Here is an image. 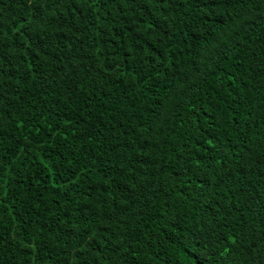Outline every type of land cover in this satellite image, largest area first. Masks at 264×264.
I'll list each match as a JSON object with an SVG mask.
<instances>
[{"label":"trees","instance_id":"trees-1","mask_svg":"<svg viewBox=\"0 0 264 264\" xmlns=\"http://www.w3.org/2000/svg\"><path fill=\"white\" fill-rule=\"evenodd\" d=\"M0 264H264V0H0Z\"/></svg>","mask_w":264,"mask_h":264}]
</instances>
